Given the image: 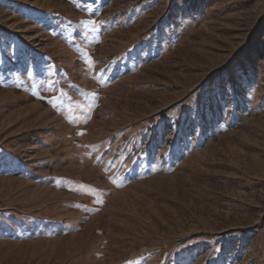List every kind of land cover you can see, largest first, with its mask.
Returning a JSON list of instances; mask_svg holds the SVG:
<instances>
[{
  "label": "rangeland",
  "instance_id": "rangeland-1",
  "mask_svg": "<svg viewBox=\"0 0 264 264\" xmlns=\"http://www.w3.org/2000/svg\"><path fill=\"white\" fill-rule=\"evenodd\" d=\"M0 264H264V0H0Z\"/></svg>",
  "mask_w": 264,
  "mask_h": 264
},
{
  "label": "snow or ice",
  "instance_id": "snow-or-ice-1",
  "mask_svg": "<svg viewBox=\"0 0 264 264\" xmlns=\"http://www.w3.org/2000/svg\"><path fill=\"white\" fill-rule=\"evenodd\" d=\"M81 24H83L85 27H88L89 25H94L95 22L91 21V20H85V21H81ZM81 58L84 59V62H85V65H86V69L90 70L92 68V66H93V63H94V61L92 60L91 56H89L87 52H84L83 56ZM229 80H230V74L227 71H225L223 76L221 77V83H220V87L225 92L228 91V88L225 87V82L229 81ZM41 87H43V85H41ZM60 91H61V95H64L63 90H60ZM33 94H35V95L39 94V93H37L35 91V88H33ZM91 95H92L93 99H95L96 94L93 92ZM58 99H59V97L52 96L50 98L49 102L52 103L53 105H55ZM88 118H90V116L87 117L83 122L86 123ZM76 134L77 135H84L85 133L82 132V131H78ZM95 159H96L97 162L103 163V157L102 156L101 157H96ZM104 167H105V169H107L108 165L105 164ZM109 180H112V177H109ZM85 188H86L87 192H89L92 195L96 196V199H95V203L96 204H102L104 202L103 199L101 198L102 197V193L99 190H97L95 188H92L90 186H85Z\"/></svg>",
  "mask_w": 264,
  "mask_h": 264
}]
</instances>
